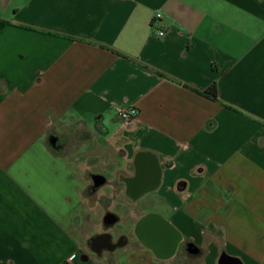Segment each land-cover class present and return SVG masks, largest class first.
Listing matches in <instances>:
<instances>
[{
  "label": "crops",
  "instance_id": "1",
  "mask_svg": "<svg viewBox=\"0 0 264 264\" xmlns=\"http://www.w3.org/2000/svg\"><path fill=\"white\" fill-rule=\"evenodd\" d=\"M188 244L264 264V0H0V264H176Z\"/></svg>",
  "mask_w": 264,
  "mask_h": 264
},
{
  "label": "water",
  "instance_id": "2",
  "mask_svg": "<svg viewBox=\"0 0 264 264\" xmlns=\"http://www.w3.org/2000/svg\"><path fill=\"white\" fill-rule=\"evenodd\" d=\"M54 142V140H53ZM151 217H154V218H158L156 216H151V215H146L145 217L142 218L140 224H139V236L141 238H144L146 240V244L148 246H150L151 248H158L159 246V241L157 240L159 236L158 232L161 233L162 229L159 227L161 226L158 225V227L155 225V227L151 224H147V226L145 225L147 223V220L150 219ZM160 221V223H162L163 225H165L164 221H162L160 218H158ZM149 225V226H148ZM174 240H173V246H172V251L171 253L174 252V250L176 249V244L177 242L179 241V238L176 234H174ZM192 246L191 244H188L187 245V249ZM190 251V250H189Z\"/></svg>",
  "mask_w": 264,
  "mask_h": 264
},
{
  "label": "rangeland",
  "instance_id": "3",
  "mask_svg": "<svg viewBox=\"0 0 264 264\" xmlns=\"http://www.w3.org/2000/svg\"><path fill=\"white\" fill-rule=\"evenodd\" d=\"M76 125H77V128L83 129L81 124L77 123ZM73 129H74V126H73ZM68 135H69V138L71 140L70 146H68V148H66L64 150L61 147L59 148L57 146L52 145L53 151H58L60 153L65 154L66 156H72L73 155V153L75 151V143H78V141H77V139L74 138V137H76V134H68ZM186 252L187 251H182L180 254L177 255V259H176L177 263L176 264H199V262H200L199 257H192V256L188 255Z\"/></svg>",
  "mask_w": 264,
  "mask_h": 264
},
{
  "label": "flooded vegetation",
  "instance_id": "4",
  "mask_svg": "<svg viewBox=\"0 0 264 264\" xmlns=\"http://www.w3.org/2000/svg\"><path fill=\"white\" fill-rule=\"evenodd\" d=\"M52 140V142H53V140H54V142H53V145H56L57 144V141H56V139H54V138H50V141ZM162 232H163V230H162ZM141 238V237H140ZM142 239V241L144 242V243H147L146 242V240L144 239V238H141ZM127 242V239L125 238V236H123V235H120V236H118L117 237V239L114 241V242H112V244L111 243H108V237L107 236H100V237H98V238H96V239H94L92 242H91V245H92V248H94V250H95V252L96 253H98V254H101V248L103 247V246H106L107 248L108 247H115L116 245H119V244H121V243H126ZM159 245H160V243H159ZM166 247V245L164 244V245H162L160 248H162V247ZM186 250H187V252H189V253H192V254H194V252L196 251V249L194 248V246H190L188 249H187V245H186ZM190 250V251H189Z\"/></svg>",
  "mask_w": 264,
  "mask_h": 264
},
{
  "label": "built area",
  "instance_id": "5",
  "mask_svg": "<svg viewBox=\"0 0 264 264\" xmlns=\"http://www.w3.org/2000/svg\"><path fill=\"white\" fill-rule=\"evenodd\" d=\"M157 20H160V14L156 13L154 17L152 18V25ZM155 32L157 35L161 36L164 34V28H155ZM137 114V110L135 108L129 107V108H119L118 109V115L122 120L129 121L133 119ZM73 257V254L68 257V260H70Z\"/></svg>",
  "mask_w": 264,
  "mask_h": 264
},
{
  "label": "trees",
  "instance_id": "6",
  "mask_svg": "<svg viewBox=\"0 0 264 264\" xmlns=\"http://www.w3.org/2000/svg\"><path fill=\"white\" fill-rule=\"evenodd\" d=\"M200 93L202 95H204L205 97L216 101L217 100L216 83L213 82L210 86H208L206 89L202 90Z\"/></svg>",
  "mask_w": 264,
  "mask_h": 264
}]
</instances>
